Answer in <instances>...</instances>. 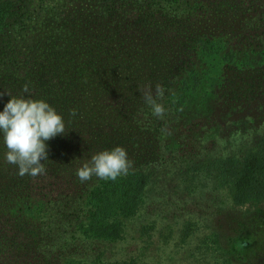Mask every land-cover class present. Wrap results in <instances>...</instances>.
<instances>
[{"label": "rangeland", "instance_id": "obj_1", "mask_svg": "<svg viewBox=\"0 0 264 264\" xmlns=\"http://www.w3.org/2000/svg\"><path fill=\"white\" fill-rule=\"evenodd\" d=\"M11 1L13 15L0 32V112L11 96L42 99L62 116L66 133L45 142V172L36 177L20 176L6 162L0 133V264H28L33 225L42 227L40 251H62L65 259L264 264V202L236 205L210 175L188 193L174 170L161 167L138 214L126 221L124 238L113 243L60 226L70 221H57V205L46 206L59 199L71 209L81 200L84 213L91 209L85 199L92 179L81 182L76 172L102 151L91 136L100 122L120 121L121 135L134 133V150L146 147L145 156L156 163H180L187 147H195L198 159L253 147L264 136L258 131L264 125V96L258 99L264 93V0H166L150 8L143 0ZM236 31L245 35L232 40V54L225 41ZM206 36L220 41V51L192 74L186 59L198 55L195 45ZM183 83L196 89L181 93ZM157 84L173 85L181 108L165 110L163 122L130 112L129 99L144 100L146 86ZM181 144H187L183 150ZM187 221L193 233L183 239ZM45 231L59 237L48 243Z\"/></svg>", "mask_w": 264, "mask_h": 264}, {"label": "trees", "instance_id": "obj_2", "mask_svg": "<svg viewBox=\"0 0 264 264\" xmlns=\"http://www.w3.org/2000/svg\"><path fill=\"white\" fill-rule=\"evenodd\" d=\"M123 0H112L114 2H121ZM125 1V0H124ZM147 8H150L152 3H159L166 0H143ZM115 4V3H114ZM13 15V3L11 0H0V32L5 31L8 19ZM202 35H209L203 33ZM230 37L227 38L225 47L231 48L230 53H235L234 44L232 40L237 35H245L241 32H231ZM220 41L214 37H202L195 45V52L197 56L191 54L187 57L189 72L194 74L198 64L207 63L208 59L220 51ZM180 61L183 58L179 57ZM183 64V63H182ZM220 74V73H219ZM183 82H186L184 80ZM165 89L164 97L161 102L165 110L172 109V112H177L182 106L180 101V94L184 92H193L196 87L188 83H183L181 93H178L173 85L163 86ZM154 88L151 87L154 95ZM142 96L141 93H139ZM264 93H260L258 99L263 98ZM129 105L134 106L130 112H134L136 116L144 118L146 115H152L151 109L145 101L137 97V99H129ZM124 103V102H122ZM231 106H238L239 104L227 101ZM243 104V103H241ZM124 106V105H123ZM125 112V111H124ZM142 118V117H141ZM143 118V119H144ZM163 122L162 119L159 120ZM104 122H100L98 126L100 129L94 134L93 142H95L102 151L111 150L117 146L123 147L128 159L132 161V167L126 175L118 177L116 180H102L97 177L92 178L91 188L87 191V198L85 203L90 206L88 213H84L81 207L84 202L79 200L76 205H71V209H66L69 202L66 200L64 206L59 204V199L54 203H48L46 206L57 205L56 216L54 219L59 221L66 218L70 222L64 220L60 223L63 226L66 223L75 226L80 234L92 239L107 241L109 243L120 241L124 238L126 221L136 216L144 203L147 187L153 182L155 173L161 168H169L177 173L178 181L183 191L188 193L198 188V182L202 175L212 176L213 182L216 186L223 187L231 200L236 205L245 204H259L264 202V136L260 138L257 143L243 151L240 155H230L226 157H215L208 159H198L195 147H186L187 144H181L178 148L185 152L180 163L173 161L157 162L153 158L145 156L144 148L134 150L133 138L126 137V134L121 135L122 125L120 121L116 120L115 125L111 126ZM97 126V124H96ZM124 127V125H123ZM109 131V129H111ZM133 127L130 126L131 129ZM108 129V130H107ZM185 145V147H183ZM189 150H191L189 152ZM198 157V158H197ZM188 159H190L188 161ZM195 159V160H194ZM76 201V199H74ZM60 205V207H59ZM59 207V208H58ZM69 218V219H67ZM194 223L187 221L183 224L181 229V237L188 238L193 233ZM147 226H143L145 229ZM42 227L33 225L29 231L31 238L36 244L30 243L28 246V254L31 255L28 259V264H139L137 258L127 257L116 260H105L96 255L89 259H65V253L61 251L59 255L51 256L38 248L42 244L44 236L38 233ZM46 232V231H45ZM48 243H54L59 237V233L54 231H47L45 233Z\"/></svg>", "mask_w": 264, "mask_h": 264}, {"label": "clouds", "instance_id": "obj_3", "mask_svg": "<svg viewBox=\"0 0 264 264\" xmlns=\"http://www.w3.org/2000/svg\"><path fill=\"white\" fill-rule=\"evenodd\" d=\"M23 91H29L27 85ZM164 93V87L157 84L155 95L150 85L146 86L143 94L152 115L161 119L166 111L157 98L162 100ZM72 115H75V110L72 111ZM258 131L264 134V125H261ZM0 133L3 134L7 148L6 162L15 165L20 176L27 174L36 177L45 172L42 163L48 159V146L45 142L57 135L65 134L66 130L62 116L45 100L11 96L0 112ZM131 167L132 161L128 159L126 150L117 146L93 155L90 161L77 169L76 175L81 182L89 181L93 176L114 181L126 175Z\"/></svg>", "mask_w": 264, "mask_h": 264}]
</instances>
